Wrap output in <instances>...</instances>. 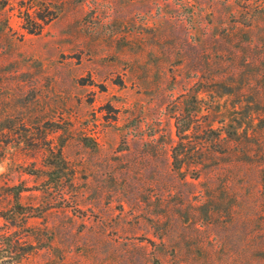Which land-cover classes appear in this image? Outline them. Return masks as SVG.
Here are the masks:
<instances>
[{
	"label": "rangeland",
	"instance_id": "rangeland-1",
	"mask_svg": "<svg viewBox=\"0 0 264 264\" xmlns=\"http://www.w3.org/2000/svg\"><path fill=\"white\" fill-rule=\"evenodd\" d=\"M0 264H264V0H0Z\"/></svg>",
	"mask_w": 264,
	"mask_h": 264
},
{
	"label": "trees",
	"instance_id": "trees-1",
	"mask_svg": "<svg viewBox=\"0 0 264 264\" xmlns=\"http://www.w3.org/2000/svg\"><path fill=\"white\" fill-rule=\"evenodd\" d=\"M44 22H45V21H44ZM27 30H28L29 32H34V31L39 30V28L35 29V28L27 27ZM178 132H179V130H178ZM174 157H175V159L177 158L176 155H175Z\"/></svg>",
	"mask_w": 264,
	"mask_h": 264
}]
</instances>
